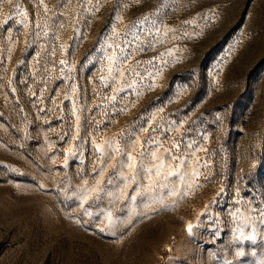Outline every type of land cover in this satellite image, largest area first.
I'll use <instances>...</instances> for the list:
<instances>
[{
    "label": "rangeland",
    "instance_id": "obj_1",
    "mask_svg": "<svg viewBox=\"0 0 264 264\" xmlns=\"http://www.w3.org/2000/svg\"><path fill=\"white\" fill-rule=\"evenodd\" d=\"M261 211L264 0H0V264H261Z\"/></svg>",
    "mask_w": 264,
    "mask_h": 264
},
{
    "label": "snow or ice",
    "instance_id": "obj_2",
    "mask_svg": "<svg viewBox=\"0 0 264 264\" xmlns=\"http://www.w3.org/2000/svg\"><path fill=\"white\" fill-rule=\"evenodd\" d=\"M64 2H68V0H64ZM40 3L43 5V0H40ZM62 6V5H61ZM19 5H14V10L19 9ZM45 10H47V6L45 5ZM23 15L27 16V13H23ZM24 21H21V24H23ZM113 59H115V57H109V61H112ZM124 59H127V57H125ZM61 64L65 63V61H60ZM123 75V73H121V76ZM113 99H115V97H113ZM145 131H147V128H145ZM108 148H111L113 151L115 152H119L120 149L118 147L113 148L111 143H107L106 145ZM97 150L100 151L101 153L104 151V148L101 145H97ZM176 147H179V145H176ZM123 155L128 156V159L130 161H133L132 163H129L127 166L129 168H134L135 167V163H134V158L130 156V154L128 153H124ZM154 155V154H153ZM174 160H179V157H173ZM147 171L151 172V169H148ZM194 175L196 174L195 172L193 173ZM85 183H87V181H85ZM261 222H264V211H261L258 217ZM192 230V225L189 223L188 224V231L191 232ZM237 231L239 232V229H237ZM235 240L237 241H243V240H250L252 242H255L257 239L256 235H251V236H245L243 232H240V234L238 236L234 237ZM245 255V253L243 251H238L236 253L237 257H243ZM228 264H230V262H228ZM261 264H264V262H261Z\"/></svg>",
    "mask_w": 264,
    "mask_h": 264
}]
</instances>
